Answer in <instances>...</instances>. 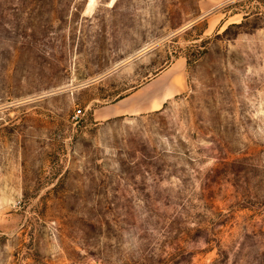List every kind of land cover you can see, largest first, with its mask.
Returning <instances> with one entry per match:
<instances>
[{
  "label": "rangeland",
  "instance_id": "obj_1",
  "mask_svg": "<svg viewBox=\"0 0 264 264\" xmlns=\"http://www.w3.org/2000/svg\"><path fill=\"white\" fill-rule=\"evenodd\" d=\"M0 264H264V0H0Z\"/></svg>",
  "mask_w": 264,
  "mask_h": 264
},
{
  "label": "crops",
  "instance_id": "obj_2",
  "mask_svg": "<svg viewBox=\"0 0 264 264\" xmlns=\"http://www.w3.org/2000/svg\"><path fill=\"white\" fill-rule=\"evenodd\" d=\"M174 72L173 67H169L114 102H106L100 108H95L94 119L107 120L116 116L155 110L177 92L181 79L173 76Z\"/></svg>",
  "mask_w": 264,
  "mask_h": 264
}]
</instances>
